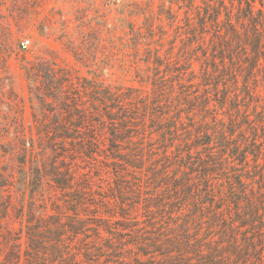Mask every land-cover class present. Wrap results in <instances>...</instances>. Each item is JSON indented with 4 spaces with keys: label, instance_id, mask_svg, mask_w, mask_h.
<instances>
[{
    "label": "trees",
    "instance_id": "obj_1",
    "mask_svg": "<svg viewBox=\"0 0 264 264\" xmlns=\"http://www.w3.org/2000/svg\"><path fill=\"white\" fill-rule=\"evenodd\" d=\"M180 10L199 75L156 55L149 90L99 88L21 139L0 264H264V0Z\"/></svg>",
    "mask_w": 264,
    "mask_h": 264
},
{
    "label": "rangeland",
    "instance_id": "obj_2",
    "mask_svg": "<svg viewBox=\"0 0 264 264\" xmlns=\"http://www.w3.org/2000/svg\"><path fill=\"white\" fill-rule=\"evenodd\" d=\"M185 1L0 0V175L19 177L21 139L37 145L38 129L51 128L55 116L73 111L92 91L149 90L156 55L199 75L197 48L180 21ZM22 41H29L26 48ZM257 91L263 96L261 86ZM238 94L242 111L253 113L256 98L242 88ZM51 154L38 155L39 163L48 166ZM11 196L10 217H1L0 206V233L20 227L18 195Z\"/></svg>",
    "mask_w": 264,
    "mask_h": 264
},
{
    "label": "built area",
    "instance_id": "obj_3",
    "mask_svg": "<svg viewBox=\"0 0 264 264\" xmlns=\"http://www.w3.org/2000/svg\"><path fill=\"white\" fill-rule=\"evenodd\" d=\"M28 42H29V41H22V42H21V46H22V48H26L27 45H28Z\"/></svg>",
    "mask_w": 264,
    "mask_h": 264
}]
</instances>
